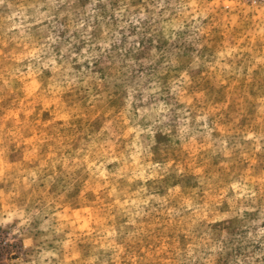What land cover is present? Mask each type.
<instances>
[{
  "label": "rangeland",
  "instance_id": "obj_1",
  "mask_svg": "<svg viewBox=\"0 0 264 264\" xmlns=\"http://www.w3.org/2000/svg\"><path fill=\"white\" fill-rule=\"evenodd\" d=\"M0 264H264V0H0Z\"/></svg>",
  "mask_w": 264,
  "mask_h": 264
},
{
  "label": "built area",
  "instance_id": "obj_2",
  "mask_svg": "<svg viewBox=\"0 0 264 264\" xmlns=\"http://www.w3.org/2000/svg\"><path fill=\"white\" fill-rule=\"evenodd\" d=\"M256 1V0H255Z\"/></svg>",
  "mask_w": 264,
  "mask_h": 264
}]
</instances>
